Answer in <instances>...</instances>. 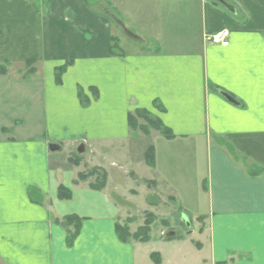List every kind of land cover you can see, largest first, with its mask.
<instances>
[{
	"label": "crops",
	"instance_id": "0c3cea01",
	"mask_svg": "<svg viewBox=\"0 0 264 264\" xmlns=\"http://www.w3.org/2000/svg\"><path fill=\"white\" fill-rule=\"evenodd\" d=\"M0 70V264H264V0H0ZM150 195L192 229L135 239Z\"/></svg>",
	"mask_w": 264,
	"mask_h": 264
},
{
	"label": "rangeland",
	"instance_id": "374dc122",
	"mask_svg": "<svg viewBox=\"0 0 264 264\" xmlns=\"http://www.w3.org/2000/svg\"><path fill=\"white\" fill-rule=\"evenodd\" d=\"M133 121H134V125H135L134 130L138 131L137 133H138V135H140V137H141V134L142 135H145L142 132V130L147 129L148 132H149L150 130H154V127H156L155 120H153L151 117L148 118L147 115L146 116L145 115H142V116H140V118H135ZM141 128H142V130H141ZM138 148H140V146H138L136 149H138ZM101 151L102 152H105L104 150H101ZM131 151H132V149L130 148V144L128 145V148L127 149L126 148L121 149V153L122 154H126V153L127 154H130ZM114 152H116V150ZM74 154L71 157H72L73 160L78 161V164H79L81 157H80V155L78 156V155H76V154L74 155ZM108 160H110V159H108ZM139 160L141 161V158ZM144 161H145V159H144ZM104 165L107 166V163L105 162ZM108 166H110V164ZM110 167H112V166H110ZM87 168H88V170H86V171L84 170L83 173H87V172H90V171H92L94 169H97V168H91L89 166H87ZM112 168H114V167H112ZM116 169H117V167H116ZM99 170H101V169H99ZM102 172H104V171H102ZM97 178H99V177H94L92 179H88L87 180V183H89V185H93V184H95V179H97ZM117 179L119 180V182L122 183V181H123V184L125 183L123 179L120 180V177H118ZM114 181H116V180H114ZM78 182H80V181H78ZM138 182L140 184H142L140 180ZM126 184L129 185L130 184V181L128 180V182ZM126 184H124V185H126ZM120 186H122V185H120ZM133 187L134 186L132 184V187L131 188H133ZM116 188L119 189L118 185L116 186ZM122 188H124V187H122ZM142 198H143L142 201H144V198L145 197H142ZM124 200H122V198H120V197H117L115 201H117L118 204H121L122 206H126L124 209H127L128 211L132 212L133 213L132 215H133V217H134L135 220L136 219H138L139 221L140 220H145L144 222H147V219L148 220L150 219L152 221L151 224L154 223V222H156V227L157 228H162V227H166V228L174 227L175 228V230H172V229L171 230H168L167 229L168 232H170V231L171 232L172 231L180 232L181 231V232L184 233L185 231L187 232V231H190L192 229L191 227H189L187 229L186 226H187V223H188L187 222L188 221V218L187 217L186 218H183L182 211H180V209H175V208H171L170 209L169 208L170 204L167 201V199H165L164 197L163 198L162 197L161 198H157L156 196L154 197L153 195H150L149 197H147L145 199V202L147 204H149L150 206H152V204L154 203L153 205H155V206L157 205L159 207L158 209L154 210V212L152 214H148V213L144 212V209H142L140 206H137L136 204H134L132 202L131 203L126 202ZM119 230H120L119 231L120 236L123 237V238L126 237V234H127L126 233V229L124 227H122V228L119 227Z\"/></svg>",
	"mask_w": 264,
	"mask_h": 264
},
{
	"label": "trees",
	"instance_id": "16d2710c",
	"mask_svg": "<svg viewBox=\"0 0 264 264\" xmlns=\"http://www.w3.org/2000/svg\"><path fill=\"white\" fill-rule=\"evenodd\" d=\"M63 69H64V67L60 68L58 70V74L56 76H59V74L63 71ZM4 71L5 70H3V71L0 70V73H3ZM142 115H145V116L147 115V117L150 118L149 115L146 112H143V111H138L137 113H135V115H129L128 116V125H129V127L131 129L134 130V127H135L133 120L135 118H140V116H142ZM155 122H156V127H154L155 131H159L163 136H165L167 138H172L171 133L167 129H165L161 125V123L159 121L155 120ZM141 130H142V128H141ZM142 132L145 135L148 134V130L147 129L142 130ZM144 157H145L144 158L145 159V163L147 165H149L150 167H153L154 166V159H153L154 154H153V149L152 148H149L146 151V154H145ZM76 163H78V161H76ZM94 177H99V178L95 179V184L90 185V188L95 190V191L103 190L104 187H105V183H106V175H105L104 172H102L99 169H94V170H92L90 172H87V173H80V174H78L77 180L80 181V182H85L89 178H94ZM57 198L59 200H69L71 198V192L69 190L63 188V187H58ZM151 222L152 221L150 219L149 220L147 219L146 226L144 228L138 230L137 234L134 235V238L138 239L139 237H141V238L144 239V237L148 234V231H149L148 228H149ZM65 223L69 224V225H72V224L75 223V225H74L75 226V231L69 238V240L71 241V239H73V237H75L77 232H78L80 221L78 222V218L77 217H67L65 219ZM119 231L120 230H119V227H118L117 228V232H118V235L120 236ZM126 233H127V231H126ZM126 237H127V234H126ZM126 237L123 238V237L120 236V238H122V239H125Z\"/></svg>",
	"mask_w": 264,
	"mask_h": 264
},
{
	"label": "built area",
	"instance_id": "2783aa9c",
	"mask_svg": "<svg viewBox=\"0 0 264 264\" xmlns=\"http://www.w3.org/2000/svg\"><path fill=\"white\" fill-rule=\"evenodd\" d=\"M207 42L211 43L212 45H216L222 48L228 46V35L226 31H222L220 33L214 35H207L205 36Z\"/></svg>",
	"mask_w": 264,
	"mask_h": 264
},
{
	"label": "water",
	"instance_id": "95a60500",
	"mask_svg": "<svg viewBox=\"0 0 264 264\" xmlns=\"http://www.w3.org/2000/svg\"><path fill=\"white\" fill-rule=\"evenodd\" d=\"M126 32H127V31H126ZM126 35L129 36V37L131 38V36L129 35L128 32L126 33ZM229 100H230V99H229ZM50 150H51V152H54V151L58 150V147H57V146H54V145H51V146H50ZM173 236H174L173 233H168V234H167V237H173Z\"/></svg>",
	"mask_w": 264,
	"mask_h": 264
}]
</instances>
